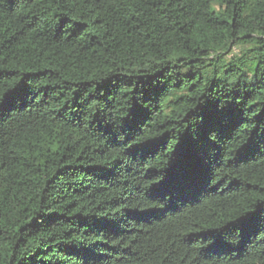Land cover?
<instances>
[{
  "label": "trees",
  "instance_id": "16d2710c",
  "mask_svg": "<svg viewBox=\"0 0 264 264\" xmlns=\"http://www.w3.org/2000/svg\"><path fill=\"white\" fill-rule=\"evenodd\" d=\"M0 264H264V0H0Z\"/></svg>",
  "mask_w": 264,
  "mask_h": 264
}]
</instances>
